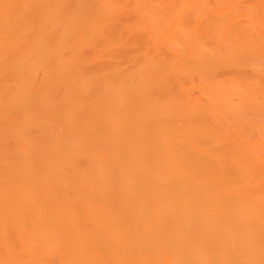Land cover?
Returning <instances> with one entry per match:
<instances>
[{
    "label": "bare ground",
    "instance_id": "bare-ground-1",
    "mask_svg": "<svg viewBox=\"0 0 264 264\" xmlns=\"http://www.w3.org/2000/svg\"><path fill=\"white\" fill-rule=\"evenodd\" d=\"M209 5L0 0V264H264V9Z\"/></svg>",
    "mask_w": 264,
    "mask_h": 264
},
{
    "label": "rangeland",
    "instance_id": "rangeland-1",
    "mask_svg": "<svg viewBox=\"0 0 264 264\" xmlns=\"http://www.w3.org/2000/svg\"><path fill=\"white\" fill-rule=\"evenodd\" d=\"M220 1L221 3H224L223 0ZM239 3L240 7L244 9V12L240 15H230L226 17L225 12H220L221 10H223V4L220 5L216 0H210L209 7H212L213 11L212 14H210V11H208V21L209 24L213 26V29L211 31H208L205 28V23H201L200 34H210L213 37H218L221 32H225L230 38H235L232 35L240 37L246 25H237V22L241 19L242 16L246 18V22L248 19H250L251 21L259 19V17H262V9H264V4H261L260 0H240ZM209 40L211 41L210 37ZM247 57L249 61V55Z\"/></svg>",
    "mask_w": 264,
    "mask_h": 264
}]
</instances>
